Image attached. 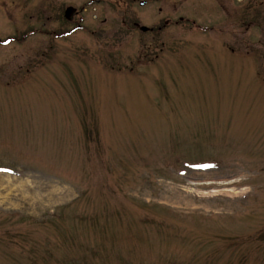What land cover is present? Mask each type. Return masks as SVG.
<instances>
[{
    "label": "rangeland",
    "instance_id": "1",
    "mask_svg": "<svg viewBox=\"0 0 264 264\" xmlns=\"http://www.w3.org/2000/svg\"><path fill=\"white\" fill-rule=\"evenodd\" d=\"M7 175L0 264H264V0H0Z\"/></svg>",
    "mask_w": 264,
    "mask_h": 264
},
{
    "label": "flooded vegetation",
    "instance_id": "2",
    "mask_svg": "<svg viewBox=\"0 0 264 264\" xmlns=\"http://www.w3.org/2000/svg\"><path fill=\"white\" fill-rule=\"evenodd\" d=\"M83 10H85V11H87L88 10V7L87 6H85L84 8H83ZM77 15H80L79 17V19H80V22L79 23H77L76 25V27H73V28H80V29H83V28H86L85 27V25L82 23V21H84V16L82 15V14H79V11L77 10V9H75L72 13H71V15L68 17V18H71L72 16L74 17V16H77ZM94 18H98V15H96V14H94ZM168 21L164 24V25H159L157 28H162V26H164V27H166L167 25H168ZM152 30V29H151ZM13 37H11V39H12ZM14 39V38H13Z\"/></svg>",
    "mask_w": 264,
    "mask_h": 264
},
{
    "label": "bare ground",
    "instance_id": "3",
    "mask_svg": "<svg viewBox=\"0 0 264 264\" xmlns=\"http://www.w3.org/2000/svg\"><path fill=\"white\" fill-rule=\"evenodd\" d=\"M7 179V181L9 182V184H8V187H11L13 184H15V182H17L19 179L18 178H15V177H11V176H5V178L4 177H1L0 176V182L2 181V180H6ZM0 186H1V184H0ZM16 186V188L15 189H18V190H20L21 188H24L23 186V184H21V183H19L18 185H15ZM6 188V187H5Z\"/></svg>",
    "mask_w": 264,
    "mask_h": 264
},
{
    "label": "water",
    "instance_id": "4",
    "mask_svg": "<svg viewBox=\"0 0 264 264\" xmlns=\"http://www.w3.org/2000/svg\"><path fill=\"white\" fill-rule=\"evenodd\" d=\"M71 12H72V7H68L67 12H66L67 15H69ZM142 29H143V30H146V29H148V28H147V26H143Z\"/></svg>",
    "mask_w": 264,
    "mask_h": 264
}]
</instances>
